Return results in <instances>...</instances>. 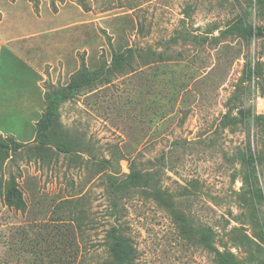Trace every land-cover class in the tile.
<instances>
[{
  "label": "rangeland",
  "instance_id": "1",
  "mask_svg": "<svg viewBox=\"0 0 264 264\" xmlns=\"http://www.w3.org/2000/svg\"><path fill=\"white\" fill-rule=\"evenodd\" d=\"M249 3L247 40L236 21ZM0 46L36 69L23 77L35 81L22 103L33 109L0 120L25 133L0 132V264L109 258L113 148L124 155L119 174L135 163L161 180L137 179L121 201L135 264H219L218 251L264 264V0H0ZM136 46L153 54L114 64ZM58 91L60 125L39 145ZM12 181L23 206L6 200Z\"/></svg>",
  "mask_w": 264,
  "mask_h": 264
},
{
  "label": "trees",
  "instance_id": "2",
  "mask_svg": "<svg viewBox=\"0 0 264 264\" xmlns=\"http://www.w3.org/2000/svg\"><path fill=\"white\" fill-rule=\"evenodd\" d=\"M252 5L245 8L244 12L241 14V18L237 19L236 23H241L243 26L242 35L247 40L252 37L254 34L253 25L249 20V15L251 12ZM222 33H225L222 32ZM134 54H136V60L141 58H149L151 54H153V49L150 46L142 47H127L123 52L115 53L113 55L114 64H124L126 58H131ZM162 54V53H161ZM139 66L136 64V68L134 67L132 71L137 72ZM142 70V69H141ZM99 73V72H98ZM101 74V73H99ZM84 77V73H80L76 75L75 79L80 81ZM109 81V79H107ZM66 99V95L62 93V91L56 92L52 98H50V104L48 106V112L46 118H44L39 123V134H38V144H44V135L42 131H46L52 123L56 125H60L57 119L58 112V104ZM250 114V113H249ZM248 115V114H247ZM61 147V146H58ZM4 148L0 145V149ZM63 148V147H61ZM64 149V148H63ZM122 152L118 148H113L110 150V154L108 158H105V162L107 163V169L109 172V180H108V188L110 194V215L114 216L115 220L111 225L106 229V233L103 237V245L106 246L109 252V258L105 261L100 262V264H135L136 262V246L133 243V240L130 235H128L126 229L123 224L120 222V214L122 213L120 210L124 208L125 204H121V201L125 199V194L128 192L126 190L133 189L136 185V180L142 177H148L149 181L152 179L155 182L161 181L160 175L153 170L142 169L137 167L135 163L130 164V168L132 171L129 174H119L121 172V160L124 159V155L122 156ZM7 157V156H6ZM253 160V156L250 158ZM115 162L118 163L117 167H115ZM152 180V181H153ZM12 181V185L8 188L6 193V200L11 205L23 206L25 204L23 194L17 185ZM157 184V183H156ZM154 196L156 198H160L163 203H167V197H170V194L160 187L155 188ZM65 201H71V199H66ZM122 207V208H121ZM81 218L78 216L74 219V226L77 231V234H80L81 239H83L84 235V227L83 222L80 220ZM217 258L219 264H238L230 255L218 251Z\"/></svg>",
  "mask_w": 264,
  "mask_h": 264
},
{
  "label": "crops",
  "instance_id": "3",
  "mask_svg": "<svg viewBox=\"0 0 264 264\" xmlns=\"http://www.w3.org/2000/svg\"><path fill=\"white\" fill-rule=\"evenodd\" d=\"M35 71V68L25 61L20 55H18L12 47L9 46H0V78L5 79L4 82L7 87H10L11 90L8 91L10 94V102L9 105L2 104V100L0 98V120L3 121L6 118V114L13 111H22L26 109L29 111L33 108L27 107L23 108L22 103H27V97L24 96V88L30 86V84L34 83L35 81L29 80L28 85L25 84L26 80L23 79L25 77L24 74L26 72ZM31 87V86H30ZM1 97V95H0ZM33 111V110H32ZM25 118L30 120L32 116L28 114L29 112H23ZM27 120V121H28ZM31 123V121H30ZM1 124V123H0ZM0 125V132L1 133H10L13 135L21 136L24 135V131H14V130H7ZM21 133V134H20Z\"/></svg>",
  "mask_w": 264,
  "mask_h": 264
}]
</instances>
